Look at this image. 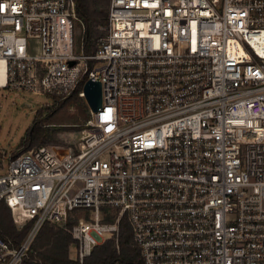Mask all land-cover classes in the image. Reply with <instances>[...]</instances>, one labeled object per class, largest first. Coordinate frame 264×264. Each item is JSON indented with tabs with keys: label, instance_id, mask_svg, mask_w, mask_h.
I'll return each mask as SVG.
<instances>
[{
	"label": "built area",
	"instance_id": "2783aa9c",
	"mask_svg": "<svg viewBox=\"0 0 264 264\" xmlns=\"http://www.w3.org/2000/svg\"><path fill=\"white\" fill-rule=\"evenodd\" d=\"M83 28L75 0H0V87L101 85L76 146L0 159V201L31 223L0 236V264H40L39 228L70 218L85 264L123 216L144 264H264V0H108L90 53Z\"/></svg>",
	"mask_w": 264,
	"mask_h": 264
},
{
	"label": "trees",
	"instance_id": "16d2710c",
	"mask_svg": "<svg viewBox=\"0 0 264 264\" xmlns=\"http://www.w3.org/2000/svg\"><path fill=\"white\" fill-rule=\"evenodd\" d=\"M78 17L83 23V31L76 35V49H80V41L83 42V52L90 53L96 46L98 36L102 33L99 26L107 24L108 0H75ZM84 77L76 89L69 95L62 98L60 103L72 105L75 109L73 113L74 124L79 128L84 127V123L89 116V105L83 96L78 94L82 88ZM43 108L37 110L41 113ZM51 114H46L40 121L35 120L28 128L25 138L21 144L28 147L31 144H45L58 142L53 135V127L47 125L51 122ZM71 145V144H70ZM72 146V145H71ZM113 209V213L109 212ZM117 210L111 207H103L102 214L104 220H113ZM30 222H26L18 227L13 220L10 207L4 201H0V236L10 238L14 244H18L23 238ZM72 224L70 218L66 227ZM59 225L44 222L39 228L32 241V249L36 257L40 259V264H79L77 260L70 258L69 246L73 242L70 231ZM144 264L138 247L132 240L131 228L126 217H121L117 241L108 238L95 245L91 253L85 258V264Z\"/></svg>",
	"mask_w": 264,
	"mask_h": 264
},
{
	"label": "rangeland",
	"instance_id": "374dc122",
	"mask_svg": "<svg viewBox=\"0 0 264 264\" xmlns=\"http://www.w3.org/2000/svg\"><path fill=\"white\" fill-rule=\"evenodd\" d=\"M78 34V31H77ZM33 52L39 51V38L32 37ZM61 97L47 96L42 93H34L10 87H0V159L4 167L6 166V156L21 149H30L37 144L25 147L21 144L25 138L28 128L35 120L40 121L46 114H51V118L46 122L53 127V135L58 142H49L58 145L76 146L83 134V128L75 126L73 113L75 109L72 105L60 103ZM43 108L41 113H36ZM63 153L65 150L60 149ZM113 213V209H109ZM86 212L77 211L74 216ZM63 225L61 227H66ZM70 230V226L67 228ZM72 236V235H71ZM73 239V238H72ZM74 242V239H73ZM73 242L69 246V254H72Z\"/></svg>",
	"mask_w": 264,
	"mask_h": 264
},
{
	"label": "water",
	"instance_id": "95a60500",
	"mask_svg": "<svg viewBox=\"0 0 264 264\" xmlns=\"http://www.w3.org/2000/svg\"><path fill=\"white\" fill-rule=\"evenodd\" d=\"M73 63V60L69 61ZM84 98L86 99L89 108L95 110L101 102V85L98 80H85L83 83Z\"/></svg>",
	"mask_w": 264,
	"mask_h": 264
},
{
	"label": "bare ground",
	"instance_id": "6f19581e",
	"mask_svg": "<svg viewBox=\"0 0 264 264\" xmlns=\"http://www.w3.org/2000/svg\"><path fill=\"white\" fill-rule=\"evenodd\" d=\"M4 83V63L0 60V86Z\"/></svg>",
	"mask_w": 264,
	"mask_h": 264
}]
</instances>
